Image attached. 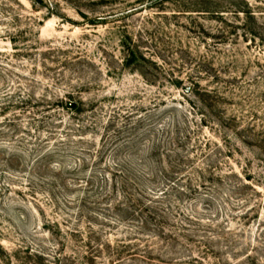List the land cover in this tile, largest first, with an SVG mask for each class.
I'll return each mask as SVG.
<instances>
[{"label": "rangeland", "instance_id": "1", "mask_svg": "<svg viewBox=\"0 0 264 264\" xmlns=\"http://www.w3.org/2000/svg\"><path fill=\"white\" fill-rule=\"evenodd\" d=\"M169 132L187 166L141 188L195 243L148 256L157 224L121 258L139 224L105 190ZM0 246V264H264V0H0Z\"/></svg>", "mask_w": 264, "mask_h": 264}, {"label": "trees", "instance_id": "2", "mask_svg": "<svg viewBox=\"0 0 264 264\" xmlns=\"http://www.w3.org/2000/svg\"><path fill=\"white\" fill-rule=\"evenodd\" d=\"M135 57H132V59L130 60V62L134 59ZM68 107L72 110H76L77 112L82 111L83 107H85V103L84 102H80V103H74V102H69L67 103ZM173 136V135H172ZM170 136V132L169 135L167 133L165 142H168V139L170 137V148H164L163 146L158 145L153 147L152 150L149 151L148 156L150 155V157L147 159L149 160L148 165V169L146 172H144L143 175H140L141 173H137L134 174L133 173V169L131 168H126L125 167H121V170H118L116 174H113L112 180H114L113 184L109 187V189L105 190L107 192L108 195H110L109 198H112L113 196H119L120 193L121 197H122V201L121 199H119L116 202V206L115 209L116 211L122 213L123 217L129 218V220L137 222L139 225L136 226V231L132 232L129 234V243L130 245H127L124 241L121 245L122 247V251L120 252V254L118 255L119 257L123 258L124 255H130L133 257H136V255L140 256V252H142L143 250L140 249L141 248V242L143 243V236L145 234H143L142 232H153L154 230H152V227L154 225L159 226V228L156 231V236L154 238H149L150 236L146 235V241L143 243L144 248H145V253H147L148 256H151L153 253V248L151 246V243L155 240L160 238L163 242H172L174 246H176V243H179V240L182 238H186L187 240L189 239L190 242H194L192 237H187L188 235H182V233H178V235L176 234H169L166 233L165 229H164V225L162 224V222L166 223V220L168 219V216L166 213H164V211L162 210V208L160 206H158L160 203L159 201H156V203L154 205H152L153 201L150 200L148 198V196L146 195V192H148L146 190H143L141 188V185L144 186L146 183V179L147 181H157L158 179V173L155 174L153 173V165L156 164L158 166H164L165 161L167 160V166L170 168V172L172 171L171 174H176L178 171L176 170H180L182 171L185 166H187V164H185L183 162L184 158V154L183 155H178L177 156V150L178 149H185L183 147H181L180 145H176L174 142L172 143V141L174 140V138ZM187 139V138H186ZM172 140V141H171ZM175 144V145H174ZM173 146V147H172ZM164 148V149H162ZM49 150L47 149V151L45 153H43L40 156V159H44L47 161L49 158L55 157L54 155V151H52L51 153L48 152ZM179 151V150H178ZM163 152V153H162ZM177 156L176 158L180 161H177L176 158H174V156ZM42 159V160H43ZM157 159V160H155ZM187 159V158H186ZM156 162V163H155ZM53 168L54 165H48L45 164L43 168ZM42 169V166H41ZM149 169L152 170V173H149ZM80 171V169H79ZM136 172V171H135ZM133 174V175H130ZM179 174V173H177ZM120 175V177H119ZM143 176V177H141ZM116 177V178H115ZM107 182H110V176L107 175ZM93 184L91 181L88 182V185ZM144 184V185H143ZM108 183H106L105 187L107 188ZM143 190V191H142ZM134 192H136L137 194H135ZM163 198V197H162ZM160 197H157L156 200H160L162 199ZM188 224L190 222H195V221H199V219H192V217L187 218ZM135 230V229H134ZM197 236V235H196ZM195 237V235L193 236ZM134 245H131V244ZM138 243V244H137ZM140 243V245H139ZM0 250L2 252H4V249L0 246ZM132 251H137L135 254H132ZM188 251L192 252V249H189ZM199 253H203L201 251H199ZM32 256L36 257L39 261L43 262L44 261V255L41 253H36L35 255H33V253L29 252L28 257L31 258ZM10 257L14 260H16L18 263V259H16L15 255ZM143 257H147V256H143ZM139 258V257H138ZM44 263V262H43ZM250 264H258V260H256V258H251L250 259ZM9 264H13L9 263ZM15 264V263H14ZM42 264V263H41Z\"/></svg>", "mask_w": 264, "mask_h": 264}]
</instances>
